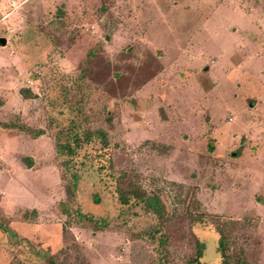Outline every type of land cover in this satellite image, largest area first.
I'll use <instances>...</instances> for the list:
<instances>
[{
	"label": "rangeland",
	"instance_id": "obj_1",
	"mask_svg": "<svg viewBox=\"0 0 264 264\" xmlns=\"http://www.w3.org/2000/svg\"><path fill=\"white\" fill-rule=\"evenodd\" d=\"M0 38V264H264V0H0Z\"/></svg>",
	"mask_w": 264,
	"mask_h": 264
},
{
	"label": "trees",
	"instance_id": "obj_2",
	"mask_svg": "<svg viewBox=\"0 0 264 264\" xmlns=\"http://www.w3.org/2000/svg\"><path fill=\"white\" fill-rule=\"evenodd\" d=\"M10 127H13L11 124L9 125ZM17 128H19L20 130H23V131H27V132H30L31 134L33 135H39L40 133H42L41 130H30V128H24L23 126H15ZM96 135L98 137H100V139L103 141V143H107V140H106V133L103 129H100L98 131H96ZM76 144H78L79 142V138L78 136H76L74 139H73ZM61 145L58 147V154L60 155H63L64 153H69L70 155H73L74 156V153H75V149L70 146V144H64V147L60 148ZM73 162L74 160H63L62 161V164L64 165V167L66 169H69L71 165H73ZM71 176V181L69 182V184L72 185V187H75L77 185V181H78V178H79V175L78 173L76 172V170H73L70 174ZM127 191L133 195L134 198H139L143 201V203L151 208V209H157V205H159V200L154 197V196H147L144 198L145 194H140L141 190H139L138 188L136 187H129V189H127ZM67 194H71V188L70 186H67ZM120 193H121V200L122 202L124 203L126 200H125V197H126V194H125V191L124 190H120ZM157 211V210H156ZM219 239H218V246H217V252L220 253L221 255V262L219 264H232L231 263V260H233V264H249L243 257V255L241 253H235V254H230V252H228L229 250V244L227 243V239H226V236L224 235V232L222 230L219 231ZM203 250H204V244L203 242H199L197 240L196 242V252H195V256L194 258H192L190 260V264L191 263H199L200 261V258L202 257V253H203ZM49 264H55L54 261L50 260L48 262Z\"/></svg>",
	"mask_w": 264,
	"mask_h": 264
},
{
	"label": "water",
	"instance_id": "obj_3",
	"mask_svg": "<svg viewBox=\"0 0 264 264\" xmlns=\"http://www.w3.org/2000/svg\"><path fill=\"white\" fill-rule=\"evenodd\" d=\"M6 43V40L4 38H0V44L4 45Z\"/></svg>",
	"mask_w": 264,
	"mask_h": 264
}]
</instances>
